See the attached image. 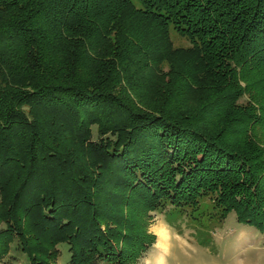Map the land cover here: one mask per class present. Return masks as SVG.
<instances>
[{
    "label": "trees",
    "instance_id": "1",
    "mask_svg": "<svg viewBox=\"0 0 264 264\" xmlns=\"http://www.w3.org/2000/svg\"><path fill=\"white\" fill-rule=\"evenodd\" d=\"M263 141L264 0H0V259L135 264L167 208L264 236Z\"/></svg>",
    "mask_w": 264,
    "mask_h": 264
},
{
    "label": "rangeland",
    "instance_id": "2",
    "mask_svg": "<svg viewBox=\"0 0 264 264\" xmlns=\"http://www.w3.org/2000/svg\"><path fill=\"white\" fill-rule=\"evenodd\" d=\"M173 40L175 45H188L184 38L175 34H173ZM128 85L129 83H122L127 98L130 93V91L126 92ZM129 98L136 105L142 101L134 94L129 95ZM245 99L246 97L243 101ZM92 130V139L98 140L99 136L94 126ZM261 146L264 147V141ZM75 148L77 150L78 147L72 144L71 149ZM107 208L114 209L111 205ZM169 212L170 208H167L165 212L151 211L146 216L145 230L147 234L153 236V242L135 264H156V260H158L157 264L159 262L162 264H264V236L251 226L238 224L232 212L227 215L222 224L206 216L196 223L192 219L191 209L176 215ZM162 226L166 230L169 229L170 237L167 234L165 244L168 245V249L165 248L167 251L160 258L159 252L163 253L162 251L165 250L159 246V233ZM0 227H3V224H0ZM57 247L60 254L56 261L58 264H67L68 245L63 243ZM0 264H28V261L24 254L13 249L9 255L0 259Z\"/></svg>",
    "mask_w": 264,
    "mask_h": 264
},
{
    "label": "bare ground",
    "instance_id": "3",
    "mask_svg": "<svg viewBox=\"0 0 264 264\" xmlns=\"http://www.w3.org/2000/svg\"><path fill=\"white\" fill-rule=\"evenodd\" d=\"M167 234H168L167 230L162 226L159 233L160 235L159 246L162 248V250L166 248L165 239L167 237Z\"/></svg>",
    "mask_w": 264,
    "mask_h": 264
},
{
    "label": "crops",
    "instance_id": "4",
    "mask_svg": "<svg viewBox=\"0 0 264 264\" xmlns=\"http://www.w3.org/2000/svg\"><path fill=\"white\" fill-rule=\"evenodd\" d=\"M233 213V212H232ZM234 214V213H233ZM166 226V225H165ZM167 228V227H166ZM167 231H168V237H170V234H169V229L167 228ZM170 244V243H169ZM166 248L168 249V245H166ZM167 249H165V250H163L162 252L163 253H161V252H159V257L161 258V255L163 256L164 255V253L167 251ZM158 256V255H157ZM157 256H156V259H158L157 258ZM157 261L158 260H156V264H157ZM159 264H162L161 262H159Z\"/></svg>",
    "mask_w": 264,
    "mask_h": 264
}]
</instances>
